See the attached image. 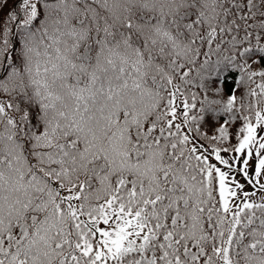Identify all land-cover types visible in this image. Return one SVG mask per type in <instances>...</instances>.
<instances>
[{
	"label": "snow or ice",
	"instance_id": "obj_1",
	"mask_svg": "<svg viewBox=\"0 0 264 264\" xmlns=\"http://www.w3.org/2000/svg\"><path fill=\"white\" fill-rule=\"evenodd\" d=\"M0 264H264V0H18Z\"/></svg>",
	"mask_w": 264,
	"mask_h": 264
},
{
	"label": "trees",
	"instance_id": "obj_2",
	"mask_svg": "<svg viewBox=\"0 0 264 264\" xmlns=\"http://www.w3.org/2000/svg\"><path fill=\"white\" fill-rule=\"evenodd\" d=\"M18 2V0H8L7 6L4 8V10L2 12H0V21L3 20L4 14L10 9L12 8L16 3ZM230 87V85H229ZM222 122V121H221ZM213 124L211 121H209V123L207 124V126L205 127V131L208 132L209 135L212 134V128H213ZM233 131H235V129H233Z\"/></svg>",
	"mask_w": 264,
	"mask_h": 264
}]
</instances>
